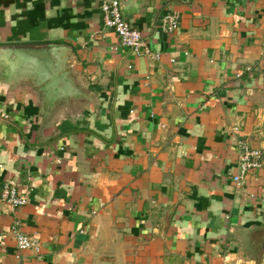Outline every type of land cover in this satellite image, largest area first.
Returning <instances> with one entry per match:
<instances>
[{"label":"crops","instance_id":"0c3cea01","mask_svg":"<svg viewBox=\"0 0 264 264\" xmlns=\"http://www.w3.org/2000/svg\"><path fill=\"white\" fill-rule=\"evenodd\" d=\"M104 1L0 0V264H264V0Z\"/></svg>","mask_w":264,"mask_h":264},{"label":"built area","instance_id":"2783aa9c","mask_svg":"<svg viewBox=\"0 0 264 264\" xmlns=\"http://www.w3.org/2000/svg\"><path fill=\"white\" fill-rule=\"evenodd\" d=\"M103 22L107 28L112 29L118 38L122 47L132 49L140 54L144 48V41L139 30L133 28L123 17L121 5L118 0H105L102 3ZM179 27V15L176 12L167 13L162 19V28L165 33H173ZM241 173L235 176L236 182H242L244 175L249 169L261 166L260 153L242 145L240 155ZM1 200L16 211L19 207L27 204L28 199L19 189L18 185L10 181L3 187ZM12 231L17 241L19 250H29L36 247L35 242L20 229V222L15 221L12 225Z\"/></svg>","mask_w":264,"mask_h":264}]
</instances>
